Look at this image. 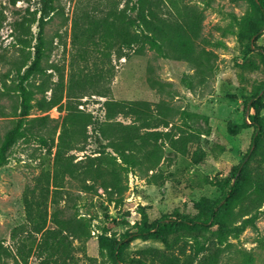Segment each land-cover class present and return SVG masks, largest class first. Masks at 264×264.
<instances>
[{
  "label": "rangeland",
  "instance_id": "374dc122",
  "mask_svg": "<svg viewBox=\"0 0 264 264\" xmlns=\"http://www.w3.org/2000/svg\"><path fill=\"white\" fill-rule=\"evenodd\" d=\"M126 1L53 0L43 33L49 49L43 62L47 90L36 98L57 103L48 110L33 107L25 117L18 95L24 69L17 74L16 68L23 63V51H32L15 41L14 23L24 15L37 17L39 4L0 0V140L17 129L0 165V243L15 251L16 243L24 240L19 228L25 223L23 191L41 173L52 177L56 145L66 127L80 141L65 151L76 170L61 180L58 207L64 216L75 215L85 223L81 239L72 242L78 263L91 257L95 264H112L110 251L119 243L116 254L125 264H164L165 255L187 264H264V202L248 190L234 201L222 233L217 225L187 229L170 224V219L204 217L209 205L228 194L236 167L246 158L255 128L243 126L231 134L227 124H250L256 99L250 96L264 85L262 58L249 48L254 5L251 0H183L201 22L188 57L162 56L148 46L119 57L98 35L85 36L95 22L87 15L100 17L96 25L102 28L110 19L106 6L120 9ZM29 26L34 36L36 22ZM254 45L264 50V28ZM32 83L38 85L40 79ZM259 96L264 122V89ZM111 101H139L144 114L118 113L117 107H107ZM44 115L49 129L29 127L27 120ZM86 121L91 124L81 141L78 132ZM132 131L138 135L127 144L123 158L112 143ZM37 134H44L48 144L53 139L50 152ZM261 138L260 153L246 169L254 179L264 178V126ZM92 161L104 169L95 182L85 174ZM84 183L93 188L86 189ZM102 183L107 190H101ZM53 207L49 200V213ZM48 227L54 225L49 222ZM148 228L153 233L148 239L127 237ZM5 262L18 264L11 256ZM36 262L34 255L29 258V264Z\"/></svg>",
  "mask_w": 264,
  "mask_h": 264
},
{
  "label": "trees",
  "instance_id": "16d2710c",
  "mask_svg": "<svg viewBox=\"0 0 264 264\" xmlns=\"http://www.w3.org/2000/svg\"><path fill=\"white\" fill-rule=\"evenodd\" d=\"M24 2H31L32 0H22ZM109 2V1H108ZM256 12L251 23L248 26V39L253 35L258 34L264 28V0H251ZM39 7L37 13L39 15L34 19H30L28 15H24L20 20L14 23L15 41L21 47H30L32 53L23 51L22 65H18L16 73L20 74L21 69H24L20 75L21 83L18 87V95L20 98L21 115L28 116L33 107H38L41 110H48L53 107L57 101L54 99H46L41 97L36 98V94L46 92V84L48 81L47 67L43 65L45 58L48 55L49 49L44 37V26L47 21L49 13L53 9V0H37ZM112 5L106 6V18L100 25H96V20L100 17L94 15H87L94 22L93 28L88 29L87 38H93L98 35V38L106 47H115L119 57H126L128 51L132 53L141 52L147 46L149 49L155 50L162 56L188 57L194 48V37L199 31L201 22L198 15L191 6L185 4L183 0H127L120 9L111 8ZM170 10V11H169ZM36 22L37 32L33 36L30 24ZM79 35L75 32L74 40H78ZM33 39L35 40L32 43ZM96 45V41H92ZM254 44V42H253ZM255 46V45H254ZM256 47V46H255ZM249 48L252 51L250 41ZM257 48V47H256ZM256 50V49H255ZM32 54V55H31ZM264 63V50H258ZM40 79L38 85L32 82ZM264 89V85L258 87L250 98H256L251 103L253 113L250 116V124L243 120L242 123L229 122L227 130L231 134L238 132L243 126H253L255 128L251 135V142L246 151V158H244L236 167L235 181L229 186L228 194L216 204H211L207 207L204 217H197L192 221L185 219H170V224H175L180 228L187 229H208L212 225H217L220 233L226 228V218L231 213L234 201L245 196L248 190V195H254L255 200L264 202V178L254 179L251 177L246 169L248 162L255 155L260 153L263 133V118L259 114V107L257 102L261 99L258 97L260 92ZM107 107H117L118 113L124 114H139L143 115L145 108L144 103L139 101L128 102H107ZM47 115L38 117L36 119H29V127L32 129L35 126L40 129H49L46 120ZM38 122V123H37ZM37 123V124H36ZM91 122L86 121L84 129L78 132L85 140L84 132L85 126ZM101 134L104 133L101 127L98 128ZM17 129H13L5 134V137L0 140V165L4 163V153L13 142ZM122 134L118 139L113 141L112 148L114 152L126 156V146L132 138L138 133L132 131ZM39 142L43 145H48L49 152L53 147V139L48 144L47 138L44 134H37ZM74 132L69 131L66 127H62L59 135V140L56 145L57 152L55 153L54 172L52 177L48 173H41L34 178L31 186H27L23 191V207L25 223L21 225L20 231L24 233V240H20L15 245V251L9 246L0 243V264H6L5 258L12 257L16 259L18 264H29V258L35 256L37 262L34 264H95L96 259L89 257L88 263H78L74 257L75 247L72 244L73 240H79L85 232V223L83 219L75 215L64 216L62 210L58 207L59 196L62 193V182L65 174L74 175L76 169L72 168L69 158L65 156L67 148L72 144L79 142ZM68 146V147H67ZM200 160L201 155L197 157ZM248 158V160H247ZM95 160V159H92ZM74 166V165H73ZM104 173L101 163H94L92 161L86 166L85 174L90 176L89 180L95 182L97 176ZM86 189L93 188V185L84 183ZM101 190H107V186L102 183ZM53 204V210L49 213L48 202ZM51 222L54 227H48ZM155 225L150 228H154ZM153 234L150 229H140L135 233H129V236H136L138 238L148 239ZM30 242V244H29ZM122 242V241H120ZM165 244H168L166 238L163 239ZM117 244L113 245L110 256L112 264H125L124 261L116 254ZM139 264H144L139 261ZM164 264H187L190 262L180 261L179 257L175 255L163 257Z\"/></svg>",
  "mask_w": 264,
  "mask_h": 264
},
{
  "label": "water",
  "instance_id": "95a60500",
  "mask_svg": "<svg viewBox=\"0 0 264 264\" xmlns=\"http://www.w3.org/2000/svg\"><path fill=\"white\" fill-rule=\"evenodd\" d=\"M255 37H256V34L253 35L252 38H251V40H250L251 48H252V49H256V50L263 51V49H261V48L259 49V48H256V47L254 46L253 42H254ZM261 92H262V91H261ZM261 92H260V93H261ZM247 110H248V107H247Z\"/></svg>",
  "mask_w": 264,
  "mask_h": 264
}]
</instances>
